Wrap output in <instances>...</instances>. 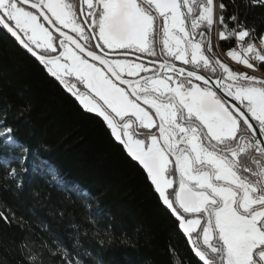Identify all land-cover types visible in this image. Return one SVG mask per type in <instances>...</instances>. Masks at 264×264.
Wrapping results in <instances>:
<instances>
[{"label": "flooded vegetation", "instance_id": "flooded-vegetation-1", "mask_svg": "<svg viewBox=\"0 0 264 264\" xmlns=\"http://www.w3.org/2000/svg\"><path fill=\"white\" fill-rule=\"evenodd\" d=\"M220 8L215 0H0L23 39L57 57L58 77L114 120L123 148L160 149L161 190L145 173L183 218L193 250L210 264H264V75L229 60L236 35L226 50Z\"/></svg>", "mask_w": 264, "mask_h": 264}, {"label": "trees", "instance_id": "trees-1", "mask_svg": "<svg viewBox=\"0 0 264 264\" xmlns=\"http://www.w3.org/2000/svg\"><path fill=\"white\" fill-rule=\"evenodd\" d=\"M218 1L226 50L235 25L261 38L264 0ZM193 251L107 123L0 24V264H203Z\"/></svg>", "mask_w": 264, "mask_h": 264}, {"label": "water", "instance_id": "water-1", "mask_svg": "<svg viewBox=\"0 0 264 264\" xmlns=\"http://www.w3.org/2000/svg\"><path fill=\"white\" fill-rule=\"evenodd\" d=\"M140 1V0H137ZM182 1V0H179ZM23 2V1H21ZM46 21L50 24L51 27H53V29L55 31H57L58 33L64 35L61 31H59L55 26L52 25L51 21L46 18ZM0 24L1 26L16 40V42L24 49L26 50L32 57H34L41 65H43L47 71L49 73H51L59 82V84L63 87H65L66 91L76 100V102L79 104V106L85 110L87 113L90 114H94L100 118H102L107 125L109 126L111 133L113 135V138L115 139V141L122 145V142L119 139V133L118 130L116 128L115 122L114 120L107 114L105 113L100 106L98 105L97 102H95L93 99H91L90 97H83L80 94L76 93L71 87L67 86V84L65 82H63L57 75V73L55 72V70L50 66V64L53 63V61L57 58V57H46L42 54H40L39 52H37L35 49H33L24 39L23 37L19 34V32L13 27L11 26L5 19L4 17L0 14ZM68 41H71V43H73L75 46H77V48L84 53L87 57H89L90 59H96L97 61H99V59L97 58L96 55H94L91 52H88L87 50L83 49L79 43L77 41H75L74 39H72L71 37H67ZM154 90H157L159 92H163V86L161 87H155ZM172 119H174V117H171ZM245 118L247 119V117L245 116ZM256 142V141H254ZM125 150L127 151V153L130 155V157L136 161L137 163H139L141 165V167L145 170V172H147V174L149 175L150 179L155 183V185L158 187V189L161 190V164H162V160H161V152L159 148H154L151 151L146 152V154L144 156H142L141 154H139L137 151L124 146ZM263 151H264V147ZM162 195V193H161ZM163 198V203L166 206V208L171 211V213L173 215H175L177 218L180 219L181 221V231L186 234L188 231L187 225L185 224L183 218L180 217V215L169 205L164 201V197L162 195ZM180 200V197H179ZM188 240L191 242L190 238L188 237ZM194 255L203 263V264H210L204 257L202 254H200L199 252H197L196 250L193 251ZM262 259L264 261V253L261 255Z\"/></svg>", "mask_w": 264, "mask_h": 264}, {"label": "rangeland", "instance_id": "rangeland-1", "mask_svg": "<svg viewBox=\"0 0 264 264\" xmlns=\"http://www.w3.org/2000/svg\"><path fill=\"white\" fill-rule=\"evenodd\" d=\"M215 1H218V0H215ZM220 9H221V8H220ZM219 12H220V10H219ZM219 14H220V13H219ZM232 29H233V31H234V35H235V30H236V29H235V28H232ZM231 34H232V33H231ZM238 34L240 35V37H242V40L246 39L245 31H244L243 29L241 30V32L239 31ZM260 40H261V39H260ZM260 42H261V41H260ZM243 44H245V43H241V45H240V50H241V47H242ZM255 44H256V39H253V40L251 41L249 47L244 48V49H245V54H244V52H243V53H241V52L237 53L238 50L236 51L235 48H234L233 51H231V53H230V59H229V60L235 61V62H237V63H241V66L244 67L247 71L252 72V73L259 72V73H261V76H263L264 73L258 69V68H259V65H260L261 63H260V64H256V63L253 62V59H252V58H249V57L252 55V54H249L250 51H251L252 49H255V47H256ZM259 44H261V43H259ZM259 44H257V45H259ZM238 46H239V45H238ZM238 46H237V48H238ZM243 46H244V45H243ZM255 51L260 52V49H257V50L255 49ZM248 54H249V56H248ZM231 56H234V58L231 57ZM235 56L240 57L241 60L237 61V59H235ZM250 59H251V60H250ZM263 60H264V59H263ZM263 77H264V76H263ZM10 141H12V139H11Z\"/></svg>", "mask_w": 264, "mask_h": 264}, {"label": "built area", "instance_id": "built-area-1", "mask_svg": "<svg viewBox=\"0 0 264 264\" xmlns=\"http://www.w3.org/2000/svg\"><path fill=\"white\" fill-rule=\"evenodd\" d=\"M234 19V21L236 22V19L235 18H233ZM242 26H244V25H242ZM235 38H236V42H235V50L237 51L238 50V52H240L241 50H240V45H241V43L243 42V40H242V37H240V35L238 34L239 33V31L241 32V30L243 29V27H241V26H237V25H235ZM261 39V40H260ZM260 41H262V42H264V34L261 36V38H259V39H256V43H259ZM239 45V46H238ZM237 46H238V48H237ZM253 50V49H252ZM252 50L250 51V53L249 54H252ZM249 54H248V56H249ZM249 58H252L253 59V62L255 63L256 62V64H259V63H261L262 62V60L264 59V56H256L255 55V50H253V54L249 57ZM257 59V60H256ZM251 60V59H250ZM263 62H264V60H263Z\"/></svg>", "mask_w": 264, "mask_h": 264}, {"label": "bare ground", "instance_id": "bare-ground-1", "mask_svg": "<svg viewBox=\"0 0 264 264\" xmlns=\"http://www.w3.org/2000/svg\"><path fill=\"white\" fill-rule=\"evenodd\" d=\"M259 43H261V44H259ZM259 43H256L255 45H256V47H255V49L257 50V49H260V52H258V51H255V55L256 56H264V42H259ZM257 44H259V45H257ZM234 46H235V44H234ZM255 49H253V50H255ZM253 50H252V54H253ZM257 60V59H256ZM262 62H263V60H262ZM256 63V62H255Z\"/></svg>", "mask_w": 264, "mask_h": 264}]
</instances>
